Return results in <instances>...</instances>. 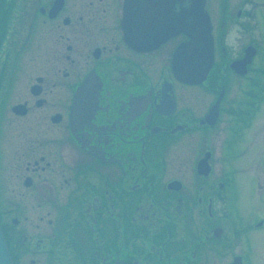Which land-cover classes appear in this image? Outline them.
Wrapping results in <instances>:
<instances>
[{
    "label": "flooded vegetation",
    "instance_id": "flooded-vegetation-1",
    "mask_svg": "<svg viewBox=\"0 0 264 264\" xmlns=\"http://www.w3.org/2000/svg\"><path fill=\"white\" fill-rule=\"evenodd\" d=\"M165 1L0 0V228L13 264L263 259L264 214L240 210L238 162L264 133V0H205L213 65L193 84L173 72L187 38L167 37L178 7ZM251 168L261 198L264 159Z\"/></svg>",
    "mask_w": 264,
    "mask_h": 264
},
{
    "label": "water",
    "instance_id": "water-1",
    "mask_svg": "<svg viewBox=\"0 0 264 264\" xmlns=\"http://www.w3.org/2000/svg\"><path fill=\"white\" fill-rule=\"evenodd\" d=\"M167 1L178 7V17L170 21L172 25L166 30L168 35L184 33L189 38L174 54L173 72L182 82L197 83L205 77L213 62L211 25L204 9V0H177V3L175 0H166L165 4ZM127 6L128 11H131L130 0ZM0 264H13L1 230Z\"/></svg>",
    "mask_w": 264,
    "mask_h": 264
},
{
    "label": "rangeland",
    "instance_id": "rangeland-1",
    "mask_svg": "<svg viewBox=\"0 0 264 264\" xmlns=\"http://www.w3.org/2000/svg\"><path fill=\"white\" fill-rule=\"evenodd\" d=\"M263 107V111L261 113V115L264 116V103L262 104ZM263 120L260 119L258 120V125L261 126V124H263ZM253 130H251L249 132V138L253 136ZM253 139V137L251 138ZM252 143V141H251ZM244 145L240 144L239 150L244 149ZM250 156H247L245 158V155L241 156V159L243 160V162L239 161L238 164H245L244 168V174H241L239 177V181L247 184V186L249 187V193L248 195L244 198V200L241 201L240 206V210L245 213V216L247 218V220L251 221V220H256L259 217L263 216L264 214V196H262L261 198L258 195L257 189H258V172L252 170V165H253V158H255L256 156H258V158H263L264 159V133L263 135L260 133V137L257 141H254L251 148H250ZM236 163V166H238L240 169L241 166L238 165ZM256 164V163H255ZM249 165V167H247ZM259 238H260V242H259V248H260V252L262 251V253L264 254V232H260L258 234ZM259 264H264V257L263 259L259 262Z\"/></svg>",
    "mask_w": 264,
    "mask_h": 264
}]
</instances>
